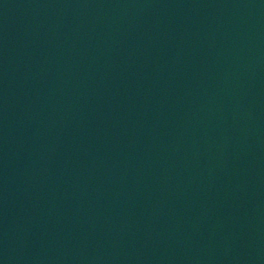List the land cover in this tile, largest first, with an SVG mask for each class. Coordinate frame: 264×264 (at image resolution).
<instances>
[{"label":"water","instance_id":"1","mask_svg":"<svg viewBox=\"0 0 264 264\" xmlns=\"http://www.w3.org/2000/svg\"><path fill=\"white\" fill-rule=\"evenodd\" d=\"M0 264H264V0H0Z\"/></svg>","mask_w":264,"mask_h":264}]
</instances>
